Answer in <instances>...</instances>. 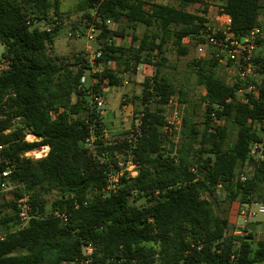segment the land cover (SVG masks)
I'll use <instances>...</instances> for the list:
<instances>
[{"label": "trees", "instance_id": "obj_1", "mask_svg": "<svg viewBox=\"0 0 264 264\" xmlns=\"http://www.w3.org/2000/svg\"><path fill=\"white\" fill-rule=\"evenodd\" d=\"M167 1L177 6L146 0L79 3L86 22L100 29L103 50L97 64L105 68L92 74L97 83L90 86L81 82L93 70L82 54L49 53L61 29L59 0H0V43L3 61L9 62L0 71V172L12 170L8 178L0 176V191L3 184L14 187L13 200L0 204V264H79L84 245L94 248L89 264H264V238L254 245L250 233L235 234L230 219L236 201L264 203V163L254 164L249 156L251 144L261 139L255 124L264 117V92L261 101L243 104L237 98L241 86L220 78L216 59L193 60L197 83L205 90L200 128L198 110L164 74L165 48L174 39L182 56L188 54L185 38L205 41L202 15L210 0ZM192 6L203 11L188 12ZM222 9L240 38L261 24L264 7L262 0H223ZM107 20L121 28L109 30ZM42 24L54 27L48 32ZM138 25L147 29L142 37L133 34L129 45L117 44L128 37L126 27L135 31ZM141 65L155 71L142 84L139 126L113 143L98 139L93 155L85 140L92 132L99 136L105 125L91 108V95L100 94L105 83L121 86L123 76ZM175 98L186 105L180 144L169 142L165 129L166 106ZM229 123L237 138L225 148ZM27 134L39 139L27 142ZM42 147L49 149L46 156L24 157ZM116 155H131L138 174L124 176L115 193L104 195ZM246 165L254 176L240 184L235 176ZM218 186L228 202L224 216L215 208ZM24 194L41 216L13 231L20 224L14 200Z\"/></svg>", "mask_w": 264, "mask_h": 264}, {"label": "rangeland", "instance_id": "obj_2", "mask_svg": "<svg viewBox=\"0 0 264 264\" xmlns=\"http://www.w3.org/2000/svg\"><path fill=\"white\" fill-rule=\"evenodd\" d=\"M82 0H61L63 15H61V22H59V30L56 35L55 43L52 48H50L49 53L53 56L67 57L71 58L77 54H82L86 59L89 60V57L94 53L97 46L94 43H89L86 39V19L85 13L80 11L78 8L79 3ZM148 3L152 4H169L167 0H146ZM173 6H177L176 3H170ZM222 4L223 0H210L207 6V13L202 15L204 16L207 22L212 24V26H219L217 22V17L222 13ZM262 5L264 7V0H262ZM203 7L192 6L187 8L188 12L197 13L203 11ZM260 23L264 25V10H262L260 16ZM41 28H53L54 25H40ZM121 28V25L115 24L111 30L117 31ZM136 30L133 31L126 27L127 38L125 40L118 39L115 40L117 44L129 45L131 36L135 34L137 37H142L143 34L147 31L146 27L143 25H138L135 27ZM157 31L155 28L150 31ZM78 31L77 35L69 37L71 32ZM174 39L170 40L165 48V57L167 63L164 67V74L175 84V86L183 90L186 94V99L188 103L193 108H196L197 114L195 121L198 123L199 127L202 128L203 122V106L201 102L205 94L203 87L199 86L197 83V73L195 68L192 67L193 60H203L206 58H213L212 53L213 49L207 47L205 54L201 55L198 51L199 43L191 38L187 37L183 40L184 46L188 49L187 55H179L177 48L174 45ZM5 52V47L0 43V63L3 61V54ZM96 66V67H95ZM101 64H96L93 67V70L88 72L85 76L86 85H95L97 81L92 77V74L95 72L101 71ZM155 67L150 65H141L135 74L124 75L123 83L119 87H110L107 83L101 86V93L106 101V106L103 116V123L105 125L106 137L105 141L113 143L115 140L123 137L124 135H129L133 130L134 126L140 124L142 115V104H141V94H142V84L144 78L147 76H152L154 74ZM231 71L226 67H220L218 73L220 78L226 83H233V75ZM90 101V96L88 95ZM75 101V97H74ZM178 103L177 99H174ZM186 105L179 104L176 106H166V121L169 125L165 128L169 142H174L175 144H180L181 137V123H178L179 118L183 117L184 108ZM89 110H91L89 105ZM177 113V115H176ZM227 141L225 148L231 144H234L237 138V130L232 124H228L227 130ZM28 141L35 140L33 136H30ZM27 141V142H28ZM169 148V147H168ZM49 149L40 148L32 152V155L29 156L32 159H39L47 155ZM249 166L240 167L238 171H248ZM262 192L264 193V185L262 186ZM218 204L216 205V212L219 216H224L225 211L227 210L228 202L226 201V195L224 192L217 194ZM55 197L54 194L46 196L48 202L47 206L50 209L51 200ZM13 193L7 191H0V204L8 203L13 200ZM143 204L139 202L138 205ZM241 204L236 201L231 205L230 208V219L232 220V230L238 232L242 230L241 222L238 218L237 211ZM5 212L11 213L13 209L6 208ZM19 226H13L12 230H18ZM246 230V232H245ZM244 230V234L250 233L253 238L251 242L256 245L257 242L264 238V215H259L256 219L252 220L249 225ZM151 246V245H150ZM156 248V246H154Z\"/></svg>", "mask_w": 264, "mask_h": 264}, {"label": "built area", "instance_id": "obj_3", "mask_svg": "<svg viewBox=\"0 0 264 264\" xmlns=\"http://www.w3.org/2000/svg\"><path fill=\"white\" fill-rule=\"evenodd\" d=\"M219 26H212L209 22L205 23L202 37L205 41L199 43L198 51L201 55L205 54L206 48L213 49L212 57L217 60L220 67H226L233 75V82H237L241 87L237 91V98L246 105H251L252 100L261 101L262 93L264 92V25L260 24L250 29L244 36L238 38L232 31L231 16L222 10V13L217 17ZM116 23L111 20L105 22V26L111 30ZM46 31H52V28H44ZM86 39L89 43H94L97 48L89 57V63L94 67L97 60L102 58L103 50L99 46L97 35L99 30L96 25L86 22ZM113 31V30H111ZM78 31L71 32L69 37L77 35ZM112 66V64H110ZM9 67L8 61L0 63V71ZM96 67V66H95ZM105 68L101 66V71ZM82 83L86 82V78L82 77ZM91 108L95 109L99 115L102 116L105 110L106 101L100 94L91 95ZM178 105L174 99H171L167 106ZM177 115V113H176ZM103 117V116H102ZM182 118H179L180 124ZM13 124L17 126L19 120H14ZM139 124L136 125L138 127ZM137 135H139V128ZM255 129L260 135V141L251 144L249 150L250 159L254 164L264 163V117L255 124ZM33 136L37 141L39 138L33 134H27L25 141ZM106 131H102L99 136L91 133V136L85 140V146L90 149L93 155H96V148L98 139L105 141ZM31 141V142H33ZM30 142V141H28ZM107 144V143H106ZM1 150V147H0ZM30 151L24 154V157L32 159ZM117 164L109 165L106 173V185L102 192L104 195H111L115 193L120 187V180L124 176L135 177L138 174L137 165L133 162L131 155H116ZM250 167V166H249ZM12 173L11 169L0 172V176L8 178ZM254 176V170L250 167L247 171H238L235 180L240 184H245ZM2 190L13 193L14 187L11 185H4ZM221 186H218L216 193L220 194ZM19 217V228L22 229L29 224L32 219L38 218L41 215L35 211L32 206V201L29 195H22L14 200ZM238 218L241 222L242 230L235 234L243 235L244 230L249 223L256 219L259 215H264V203L254 202L251 204L241 205L237 211ZM66 222V216L55 213ZM201 249V246L198 247ZM84 259L79 264H89L90 256L93 254L94 248L91 245H84L83 248Z\"/></svg>", "mask_w": 264, "mask_h": 264}, {"label": "crops", "instance_id": "obj_4", "mask_svg": "<svg viewBox=\"0 0 264 264\" xmlns=\"http://www.w3.org/2000/svg\"><path fill=\"white\" fill-rule=\"evenodd\" d=\"M60 1V3H61V0H59ZM61 8H62V5H61ZM61 14L63 15V11H62V9H61ZM56 25H59V23H56ZM45 148V147H44ZM48 149V148H47Z\"/></svg>", "mask_w": 264, "mask_h": 264}]
</instances>
